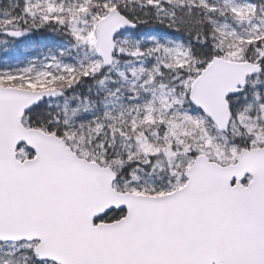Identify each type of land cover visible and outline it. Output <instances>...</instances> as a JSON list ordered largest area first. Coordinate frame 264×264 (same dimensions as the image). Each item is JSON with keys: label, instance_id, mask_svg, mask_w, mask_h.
<instances>
[{"label": "snow or ice", "instance_id": "1", "mask_svg": "<svg viewBox=\"0 0 264 264\" xmlns=\"http://www.w3.org/2000/svg\"><path fill=\"white\" fill-rule=\"evenodd\" d=\"M0 264H264V0H0Z\"/></svg>", "mask_w": 264, "mask_h": 264}]
</instances>
